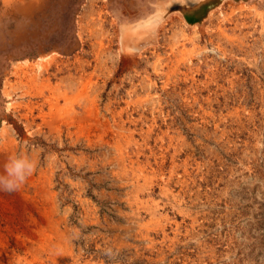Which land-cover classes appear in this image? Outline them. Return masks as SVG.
<instances>
[{"label": "rangeland", "instance_id": "374dc122", "mask_svg": "<svg viewBox=\"0 0 264 264\" xmlns=\"http://www.w3.org/2000/svg\"><path fill=\"white\" fill-rule=\"evenodd\" d=\"M18 154L0 264H264V0H0Z\"/></svg>", "mask_w": 264, "mask_h": 264}, {"label": "clouds", "instance_id": "9594fccd", "mask_svg": "<svg viewBox=\"0 0 264 264\" xmlns=\"http://www.w3.org/2000/svg\"><path fill=\"white\" fill-rule=\"evenodd\" d=\"M159 23H163L164 12L159 9L156 12ZM37 162L26 154H18L9 158L4 165V174H0V191L14 192L27 181L34 173Z\"/></svg>", "mask_w": 264, "mask_h": 264}, {"label": "water", "instance_id": "95a60500", "mask_svg": "<svg viewBox=\"0 0 264 264\" xmlns=\"http://www.w3.org/2000/svg\"><path fill=\"white\" fill-rule=\"evenodd\" d=\"M140 36H141V35H140ZM140 36H138V34L132 33V35L130 36V40H131V42L134 43V44H135V43H136V44L138 43V45H140V44L144 43L146 40H148V36L142 35V37L145 38V40H144L143 42H139L138 39H139ZM136 39H137V40H136ZM135 40H136V41H135Z\"/></svg>", "mask_w": 264, "mask_h": 264}, {"label": "bare ground", "instance_id": "6f19581e", "mask_svg": "<svg viewBox=\"0 0 264 264\" xmlns=\"http://www.w3.org/2000/svg\"><path fill=\"white\" fill-rule=\"evenodd\" d=\"M142 36V35H141Z\"/></svg>", "mask_w": 264, "mask_h": 264}]
</instances>
